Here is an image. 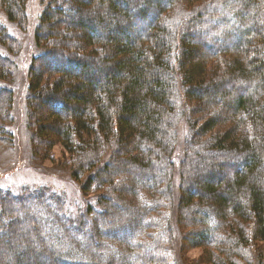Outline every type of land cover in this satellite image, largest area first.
<instances>
[{
  "label": "trees",
  "instance_id": "16d2710c",
  "mask_svg": "<svg viewBox=\"0 0 264 264\" xmlns=\"http://www.w3.org/2000/svg\"><path fill=\"white\" fill-rule=\"evenodd\" d=\"M41 3L27 72L33 146L47 157L60 144L75 167L73 177L79 182L87 173L83 195L95 186L101 194L76 212L46 188L4 194L0 210L8 204L16 208L0 212V238L6 239L0 243V264H31L16 253L31 255L32 264H96L99 225L112 241H121L113 236L118 230L130 231V242L148 238L168 201L179 211L180 228L188 229L184 236L203 248L207 263L240 257L248 228L264 242V0ZM180 4L188 11L169 20ZM150 16L133 35L136 21ZM7 23L25 27V0H0V141L12 135L8 83L16 68L12 54L19 50ZM194 34L224 43L206 42L205 54ZM43 104L47 109L39 114ZM183 122L187 144L176 179L173 154ZM19 225L29 226L31 235L16 230ZM63 238L67 248L55 250ZM158 241L153 251L161 253ZM209 246H216L217 254ZM104 249L107 258L117 257L109 246ZM137 251L126 252L125 264L138 262ZM152 263L167 264L165 258L147 262Z\"/></svg>",
  "mask_w": 264,
  "mask_h": 264
},
{
  "label": "rangeland",
  "instance_id": "374dc122",
  "mask_svg": "<svg viewBox=\"0 0 264 264\" xmlns=\"http://www.w3.org/2000/svg\"><path fill=\"white\" fill-rule=\"evenodd\" d=\"M157 2L158 5H161L164 0H157ZM42 6L43 3H41V0H25V9L27 16V24L25 25V27L23 24L17 23H15V26L11 23L6 24L8 31L15 38L14 43L18 44L19 50L17 51L18 53L16 52L12 54V59L16 61V68L14 67L12 73L13 82L8 83L11 84L10 88L13 91L14 98L11 110L12 117L7 125L12 135H3L5 139L4 141H0V200L2 199V196L4 194H6L7 197H10L11 194H17L19 192V195L24 196L27 193H23L20 191H23L25 189L27 191H31V189L36 188H46L62 195L66 204V209L70 212H76L80 209L84 210L87 200H96L97 197H99V195L101 194V191H98V188L95 186L93 190H89L88 194L84 196L81 191V186L82 183H84L87 173H82V177L79 182L73 177L72 169H74L75 167H73L70 161V157L65 152H63L62 146L58 143L55 144L53 148L49 149V156H43L39 149L36 146L35 148L33 146L34 141L32 139V136L34 138V131L31 126H29L28 121V116H30L31 114V109L28 106L26 99L28 94L27 72L31 56L35 52L32 33L36 26L37 17ZM152 7L151 9L153 10L156 8ZM187 11V7L180 4L175 8L174 11L170 12L169 20H175L178 16H183V14ZM151 19L152 18L150 16L147 21H136V27L133 29L132 34L134 35L137 33H141L144 30V24L146 22H150ZM194 36L196 37L195 43L198 45V48L205 54L209 53V48H206L207 43L211 46L221 45L224 43V39L209 41L206 37L198 36L196 34H194ZM231 40L232 38L225 41ZM198 55H193L195 60L199 59L200 55ZM45 109L47 108L43 104L37 112L41 114ZM187 133L188 126L183 122L180 125L179 138L177 140L178 142L175 146V151L173 154V156L178 158L175 161L176 166L173 170L174 177L176 179L179 174L178 171L180 169V167L178 168V160L179 158H182L181 149L184 144H187V142L185 141ZM108 154L109 152L105 154L106 156H104V158L101 160L102 162H106ZM105 162L99 164V166H101ZM92 168L93 172L96 168ZM174 179L171 181V184L173 187V193L175 195L174 199H176L178 181ZM13 196H15V194H13ZM142 197L143 196L140 195V198ZM155 197L157 198L156 195ZM131 198L132 197H130V200ZM137 200L140 201L137 198L136 202H138ZM162 206V208L160 207V214H157L158 219L162 217V221L159 222V220L157 219L158 228L148 231L152 232L153 234L147 236L148 238H144L143 236L138 241L130 242L132 239L131 232L118 230L113 233V236L121 241H112L108 238L111 236L106 234L107 230L105 231L103 228H101V225H99L96 238L100 246L96 254H92V259L95 261V263L107 264V260L116 262V264L128 263L127 261H130V259H127L128 254H126V252L129 249H132L138 250L137 252L140 253V258H138V262L135 264H147L149 259L157 261L162 260V258L166 259L167 264H211L204 261L205 253L203 251V248L201 246L192 245L190 243L191 241L184 236V233L188 229L186 228V226H182V228H180L181 224L177 222L179 211L175 212L174 208H170L169 201L167 203H162ZM14 208H16L14 205L12 207V204H8L6 206H3L0 212L13 213L12 210ZM118 209L120 210V208H114L113 212H119ZM102 213L103 214L99 213V217H102L104 215L103 211ZM24 227L25 226H23L22 228L21 225H19L18 229L16 230L23 231L26 234H29L28 232L32 233V229H28L29 226H27V229H24ZM180 230L182 232H180ZM250 231L251 228L250 230L248 228L244 233V238L241 243L242 247L240 251V257H233L232 261L228 262V264H248L249 262L250 264H260L259 257L257 258V256L260 251V246L263 247L261 249L264 252V242L255 240ZM165 235L168 236L165 237ZM7 239L9 240L10 236ZM158 239L163 242L160 251L161 253H156L153 251V249H157L160 245ZM4 240L6 241L4 237L0 238V243L2 244ZM125 240H127L128 242H126ZM60 242L64 243L60 244L62 248H58V246H56L55 250L62 251L67 248V245L65 244L66 241L64 242V238L60 240ZM89 243L92 244L91 239H89ZM63 245L65 248H63ZM82 245L85 246V244ZM106 246L112 248V250L114 251L110 253L116 252L117 257L107 258L105 254L106 251L104 249L106 248ZM209 247L211 250H213V252H215L216 246ZM118 249L123 250V252H121L122 256L119 258L118 256L120 255L117 253ZM110 253H108L107 256ZM15 256L24 257L22 259L26 260L27 263L30 262L32 264L33 259L29 254L20 255L19 253H16ZM219 258L223 257L220 256ZM84 263H87V261H84ZM261 264H264V253L261 259Z\"/></svg>",
  "mask_w": 264,
  "mask_h": 264
}]
</instances>
